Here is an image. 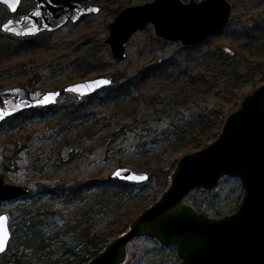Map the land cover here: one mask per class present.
<instances>
[{
    "label": "rangeland",
    "instance_id": "rangeland-1",
    "mask_svg": "<svg viewBox=\"0 0 264 264\" xmlns=\"http://www.w3.org/2000/svg\"><path fill=\"white\" fill-rule=\"evenodd\" d=\"M152 1L154 0H92V3L100 7L99 14L84 16L77 23L70 22L60 30L49 32L50 35L44 39L39 49L2 58L0 90L25 86L29 89L62 92L66 86L83 80L104 76L113 80L121 73L135 76L136 72L147 65L165 60L169 56L188 60L200 58L202 54L210 51L228 53L234 59L231 62L240 63L238 72L230 70V76L223 79L210 93H206L204 89L201 92L196 89L198 92L193 93L189 104L183 105L181 109L163 112L162 106H157L156 110L160 115H156L157 118L144 119V123H141L144 130L142 133L129 131L118 137L110 147L108 143L113 140L112 134L118 129V124L129 120L131 116H127L125 111H120L117 117L102 121L103 127L93 129L95 134L92 135L89 132L91 123L83 130L80 120L68 121L61 118L60 110L63 107L73 106L76 101L84 100L65 92L53 110H35L30 115L23 114L1 125L0 175L4 176L9 184L25 185L30 189V193L25 197L0 202V216L8 214L10 228L16 222L18 209H25L37 201L36 206L41 209L49 208L57 213L61 212L55 219L50 220L48 225V228L56 233L62 229L60 236L67 230L66 220L72 223L71 220L77 218L84 207L89 211L93 199L85 200L79 197L74 203L68 204L64 194L56 197L50 194V189L68 188L73 183L91 179L106 180L112 178V174L119 167L147 172L150 180L142 184L133 183L127 190L128 196L123 204L120 207L101 210L95 215L93 224L97 231L105 230L122 218V215L131 216L133 222L167 190L170 176L183 155L202 150L212 143L216 139L213 138L214 134L221 132L225 119L239 108L244 97L264 84V36L258 33V44H249L245 47L246 50H243L247 42L245 28L264 18V0H227L233 7L230 23L221 29L220 33L199 44L200 46L197 45L199 49L194 51L182 49L185 46L180 42L158 38L152 25H149L132 37L127 47L126 59L123 62L116 61L104 42L109 35L108 25L124 7ZM21 3L15 14L0 4V26L6 20L19 18L37 6L34 0H21ZM10 40L7 38L6 42ZM12 43L14 44V41ZM101 44L104 46L101 47ZM88 49L92 50L89 54L93 55L96 64L94 71L88 72L87 64H70L82 50ZM152 91L156 93L160 89L154 88ZM143 101L142 99L140 102L142 110L148 107ZM97 110L100 113L99 109ZM58 111L59 113L55 114ZM105 115L103 113L98 117ZM192 115H204L205 118L199 147L193 145L174 150L167 148L162 142L152 141L157 139L156 133L167 127L171 121L176 123ZM99 128L103 129L96 132ZM137 134H141L142 143H146L140 150L137 146ZM167 173L169 174L166 175ZM166 181H169L168 185L165 184ZM42 186L49 188L42 191ZM219 186L216 191L196 189L186 196L184 202L213 218L228 216L238 211L244 197V188L239 178H224ZM128 228L123 226V232ZM71 235L73 234L69 233L63 238L69 246L74 245V236ZM54 241H58L55 247L62 246L59 239ZM15 251L12 249V253ZM64 258L69 259L67 256ZM124 264H180V258L175 246L165 248L156 239L144 236L131 243Z\"/></svg>",
    "mask_w": 264,
    "mask_h": 264
},
{
    "label": "water",
    "instance_id": "water-1",
    "mask_svg": "<svg viewBox=\"0 0 264 264\" xmlns=\"http://www.w3.org/2000/svg\"><path fill=\"white\" fill-rule=\"evenodd\" d=\"M34 1L37 6L27 14L6 20L1 25L2 32L22 38L38 36L101 12L92 0ZM0 4L15 14L22 3L0 0ZM232 8L227 0H154L124 7L108 25L109 35L104 42L118 62L126 59L135 33L149 25L160 39L180 42L185 47L199 45L230 23ZM35 12L42 15L36 16ZM112 83L111 78L104 76L73 83L62 92L25 86L0 90V112L4 114L0 124L21 111L57 104L63 92L84 99ZM176 167L163 195L86 264H124L131 243L144 236L156 239L165 248L175 246L180 264H264V84L244 97L212 143L183 155ZM111 177L130 184L150 180L147 172L127 167H119ZM227 177L239 178L244 188L238 211L213 218L184 202L196 189L216 191ZM29 193V187L9 184L0 175V202ZM0 217L7 218L8 230L2 255L12 240V230L8 214Z\"/></svg>",
    "mask_w": 264,
    "mask_h": 264
},
{
    "label": "trees",
    "instance_id": "trees-1",
    "mask_svg": "<svg viewBox=\"0 0 264 264\" xmlns=\"http://www.w3.org/2000/svg\"><path fill=\"white\" fill-rule=\"evenodd\" d=\"M251 25V27L245 28L244 35L247 42L243 50H246L245 47H248L249 44H258L259 38L256 36L258 33L264 36V18L262 21H255ZM49 35L50 33H40L38 36L28 38L15 37L3 33L0 26V60L39 49L44 43V39ZM7 38L11 40L6 42ZM100 46L103 47L104 45L101 44ZM199 46L182 47V49L189 52L199 49ZM91 51V49L82 50L70 64H87L88 72L94 71L96 64L93 55L89 54ZM232 60L234 59L228 53L211 51L202 54L200 58L188 60L169 56L165 60L147 65V67L136 72L135 76H129L127 73L117 75L115 79L113 78L112 86L87 96L82 101H76L73 106L63 107L60 110L61 118L68 121L80 120V126L83 130H86L91 123L89 132L94 135L92 130L96 127H103L102 121L117 117L118 112L125 111L127 116H131V118L118 124V129L112 134L113 140L108 143V147L113 146L118 137L127 134L129 131L142 133L144 131L142 129L143 124H141L144 123L143 120L160 115L156 110L157 106L161 105L163 112L181 109L183 105L189 104L193 93L201 92L203 89L206 93L212 92L223 79L230 76V70L238 72L240 63L231 62ZM158 85L159 87H157ZM156 87L160 91L153 93L152 89L158 90ZM142 99L144 100L142 103L148 105L144 110L140 105ZM53 108L54 105L42 109L32 108L21 111V113L3 121L0 126L21 117L23 114L30 115L35 110L49 111ZM97 109L100 113L97 112ZM58 113L59 111L55 114ZM103 113L106 115L99 118L98 115ZM204 124V115H192L190 118L186 120L182 118L176 123L171 121L167 127L156 133L155 136L158 137L152 141L162 142L164 146L174 150H181L193 145L199 147ZM101 129L103 128H99L96 132ZM219 134L215 133L213 138H217ZM137 136L139 137L137 146L140 150L146 146V143H142L141 134H137ZM168 182L166 181L165 184L168 185ZM132 185L134 184L109 178L106 180L91 179L87 182L73 183L68 188L50 189V194L56 197L64 194L68 204L74 203L79 197L85 200L93 199L91 209L88 211L87 207H84L82 213L71 220L72 223L66 220L65 227L67 230L60 236L62 229L56 233L51 231L48 225L50 220L55 219V216L61 212L58 211L57 213V211L49 208L41 209L36 206L37 201L25 209H18L19 214L16 217V222L11 226L12 240L6 253L0 255V264H86L100 253L113 238L123 234V226L129 227L132 223L131 216L122 215V218L116 220L117 224L113 223L105 230L97 231L93 224L95 215L99 214L101 210L120 207L128 196V188ZM46 188L49 186H42V191H45ZM69 233L74 236L73 246H69L63 240ZM57 239L62 246L55 247L58 241L54 240ZM12 249L16 251L12 253ZM65 256L69 259L66 260Z\"/></svg>",
    "mask_w": 264,
    "mask_h": 264
},
{
    "label": "snow or ice",
    "instance_id": "snow-or-ice-1",
    "mask_svg": "<svg viewBox=\"0 0 264 264\" xmlns=\"http://www.w3.org/2000/svg\"><path fill=\"white\" fill-rule=\"evenodd\" d=\"M17 3H19V0H17ZM33 14L36 16L42 15V13H39V12H35ZM100 83L107 84L108 81H101ZM3 119H4V114L3 112H0V120H3ZM116 175L119 176V173H117ZM6 221H7L6 217H0V253L5 251L6 243L8 240V230L6 227Z\"/></svg>",
    "mask_w": 264,
    "mask_h": 264
}]
</instances>
